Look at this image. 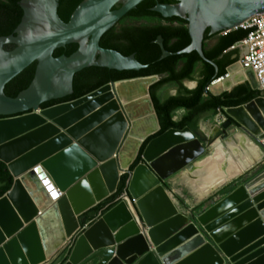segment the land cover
Segmentation results:
<instances>
[{
	"label": "water",
	"instance_id": "water-1",
	"mask_svg": "<svg viewBox=\"0 0 264 264\" xmlns=\"http://www.w3.org/2000/svg\"><path fill=\"white\" fill-rule=\"evenodd\" d=\"M144 1L84 0L65 23L58 15L59 0H22L24 15L15 35L0 37V161L14 179L12 189L0 198V264H264V166L249 176L254 162L243 174L216 185L203 200L240 184L197 218L192 210L188 216L180 214L166 189L180 172L207 162L219 139L235 133L257 148L256 161L262 163L264 94L226 109L227 121L213 135L203 133L199 124L196 132L172 129L154 138L161 131L150 96L151 87L162 79L156 76L112 81L76 100L42 108L72 95L74 76L89 67L146 68L135 55L100 45L102 36ZM175 1L158 2L153 10L164 18L186 20L192 43L180 53L196 52L205 62L207 29L229 34L264 13V0ZM72 43L79 45L73 55L54 57L56 49ZM157 43L162 58L169 56L161 37ZM7 44L16 47L7 51ZM34 62L31 85L15 98L7 96L5 86ZM208 63L216 68V77L206 93L219 97L245 83L257 90L255 78L247 73L243 83L212 92L234 65L218 77L216 65ZM119 83L127 84L123 97L105 93ZM39 111L42 116L36 115ZM171 133L194 140L199 152L163 177L146 154ZM140 156L142 162L132 170ZM37 165L64 194L57 203L41 182L43 171ZM124 175L129 176L125 197L134 213L120 201L101 217L82 222L84 215L116 196Z\"/></svg>",
	"mask_w": 264,
	"mask_h": 264
},
{
	"label": "trees",
	"instance_id": "trees-1",
	"mask_svg": "<svg viewBox=\"0 0 264 264\" xmlns=\"http://www.w3.org/2000/svg\"><path fill=\"white\" fill-rule=\"evenodd\" d=\"M21 1L0 0V37L15 35V30L20 25L24 15V11L20 6ZM83 1L59 0L58 15L61 20L68 23ZM158 2L161 4L177 3L175 0H145L136 9L128 13L115 27L106 32L100 41L103 48L116 50L124 56L135 55L136 59L146 68L139 71H118L104 67H89L74 76V93L72 95L46 102L42 104V108L76 100L112 81L117 82L147 76L163 77L150 89V96L161 126L160 133L154 137L156 138L172 129L184 130L189 128L196 132L203 118L215 117L219 113H223L225 109L246 105L261 96V93L254 91L248 83L235 88L231 93H225L219 97L205 92L206 87L216 77V68L208 62L216 65L218 77H224L227 74V69L239 60L237 51L227 52L244 40L248 36V32L239 30L227 35H215L210 33V29H207L203 45L205 59L208 61L205 62L196 52L180 53L192 43L188 22L179 17L164 18L160 13L153 10ZM117 8L119 6L114 9ZM128 18L157 19L159 21L151 25L125 24L124 21ZM159 37L163 39L164 49L170 53L165 58H162V48L157 43ZM216 37H219L217 46L211 51H206L205 42ZM15 47L14 44H7L5 50L10 51ZM78 48V44L72 43L56 49L53 55L56 58L63 55L70 57ZM234 56L235 59H233ZM199 65H202V68L198 87L193 91H189L183 84L186 81L193 80ZM36 68L37 62H34L11 80L5 86L6 95L15 98L26 90L34 80ZM170 84H176L179 87V94L161 102L158 98V92ZM179 110H185L186 115L180 121H175L174 114ZM148 143L149 141L144 144L141 155ZM141 162L140 156L132 170ZM128 180L129 176L124 175L121 178L116 196L84 215L81 219L82 222L92 221L100 213L104 215L113 209V206L107 209L106 207L123 194L127 189ZM13 184L14 179L6 164L0 161V198L12 189Z\"/></svg>",
	"mask_w": 264,
	"mask_h": 264
},
{
	"label": "bare ground",
	"instance_id": "bare-ground-1",
	"mask_svg": "<svg viewBox=\"0 0 264 264\" xmlns=\"http://www.w3.org/2000/svg\"><path fill=\"white\" fill-rule=\"evenodd\" d=\"M245 80V73L239 68H234L230 71L228 78L215 85L211 91L214 93L227 91L243 83ZM126 86V83H119L116 85V88L110 87L105 93L123 97L128 93V88ZM97 98H99V96L94 99ZM36 115L42 116V112H36ZM201 130L208 135H213L216 132V128H211L209 131L204 125L201 126ZM213 149V155L209 157L207 162H203L201 165L191 169L188 168L179 173L184 181H186L188 189L198 200H203L208 197L209 193L216 185L243 174L254 164L252 156L259 159L257 148L249 144L245 137L236 133L225 141L219 139L213 145ZM198 152V145L194 140H190L187 136L171 133L162 141L150 147L146 154V159L160 175L167 177L180 169L191 158L195 157ZM35 168H39L43 171L42 174L40 173L43 180L46 179L45 177L50 179V176L41 165H37ZM48 184L47 182L46 186H48ZM51 184H49V192L50 195H52L51 200L53 203H57L64 194L57 188L54 190L52 188L54 183ZM122 201L127 208L134 213L133 204L128 197H125ZM40 206H42V204Z\"/></svg>",
	"mask_w": 264,
	"mask_h": 264
},
{
	"label": "built area",
	"instance_id": "built-area-1",
	"mask_svg": "<svg viewBox=\"0 0 264 264\" xmlns=\"http://www.w3.org/2000/svg\"><path fill=\"white\" fill-rule=\"evenodd\" d=\"M239 30L248 32V36L230 49L231 52L237 51L239 53V60L232 69L239 68L244 73H251L257 83L256 91L260 92L262 95L264 94V13L247 20L236 31ZM225 110H223V113H219L216 116V128L219 130H221L222 126L227 121ZM38 176L40 177V175ZM41 182L49 192V184L53 182H51L48 177L44 180L41 178ZM47 182L49 183L48 186H46ZM52 188L55 190V185L52 186ZM127 189H125L122 195L117 197L110 205H108L106 209L110 206L115 207L118 205L119 202L126 196ZM102 215L103 213H100L97 218Z\"/></svg>",
	"mask_w": 264,
	"mask_h": 264
},
{
	"label": "rangeland",
	"instance_id": "rangeland-1",
	"mask_svg": "<svg viewBox=\"0 0 264 264\" xmlns=\"http://www.w3.org/2000/svg\"><path fill=\"white\" fill-rule=\"evenodd\" d=\"M159 20L157 19H136V18H128L124 21L125 24H134V25H151L158 23ZM174 88V87H173ZM172 89V88H168ZM182 117V114L175 113L174 119L179 120ZM216 117L209 118L200 123V125H205L207 128L211 130V128H216ZM208 129V130H209ZM209 130V131H210ZM231 133L230 135H232ZM226 140V139H225ZM183 178V177H182ZM242 180V179H241ZM240 182V181H238ZM183 183L187 187L186 181L183 180ZM240 184H232L231 186L225 188L223 191L218 193L216 196L211 197L207 200H198L193 197L190 192L181 181V175H176L171 178L167 184L166 189L172 195L173 199L175 200V204L179 209L180 214H185L188 216L190 210H192L191 216L192 218H197L200 214L208 210L212 207L216 202L220 201L221 199L225 198L229 193L236 189ZM197 201H196V200ZM215 201V202H214ZM190 202V203H188ZM133 207V206H132ZM189 216V217H191Z\"/></svg>",
	"mask_w": 264,
	"mask_h": 264
},
{
	"label": "crops",
	"instance_id": "crops-1",
	"mask_svg": "<svg viewBox=\"0 0 264 264\" xmlns=\"http://www.w3.org/2000/svg\"><path fill=\"white\" fill-rule=\"evenodd\" d=\"M218 42H219V37H216V38H213V39H211V40H209V41H207V42H205V50L206 51H211V50H213L216 46H217V44H218ZM228 53V52H227ZM229 53H231V52H229ZM233 59H235V56L233 57ZM235 65V64H234ZM201 68H202V65H199L198 67H197V70H196V72H195V76H194V78H193V80L192 81H186V82H184V84H183V86L187 89V90H189V91H193V90H195L197 87H198V82H199V80H200V72H201ZM248 74L247 73H245V79H247L248 77ZM163 78V77H162ZM174 87V88H173ZM168 88H172V89H168ZM179 94V87L176 85V84H170V85H168V86H166V87H164L163 89H161L159 92H158V98H159V100L161 101V102H164V101H166V100H168L169 98H173V97H176L177 95ZM177 113H180V114H182V117L179 119V120H177V119H174L175 121H180L185 115H186V111L185 110H179V111H177ZM216 117V116H215ZM209 118H212V117H205V118H203V120L201 121V122H203V121H205V120H207V119H209ZM200 122V123H201ZM205 126V125H204ZM209 129V128H208ZM210 130V129H209ZM263 143H264V140H263ZM252 156V155H251ZM252 158H253V160H254V162L256 163V166L254 167V169L253 170H251L247 175H249V176H251V175H254L256 172H258L259 170H261L262 168H263V166H264V160H263V162L262 163H260V164H257V163H259V162H257L256 160H258L257 158H254V156H252ZM256 159V160H255ZM183 178L181 177V181H182V184L184 185V187H186V185L183 183ZM187 188V187H186ZM188 189V188H187ZM189 190V189H188ZM190 191V190H189ZM190 194L192 195V193L190 192ZM193 196V195H192ZM194 197V196H193ZM251 200L253 199V198H250ZM196 200V199H195ZM197 201V200H196ZM188 203H190V202H188ZM95 218H97V217H95ZM91 221H87L86 223H90Z\"/></svg>",
	"mask_w": 264,
	"mask_h": 264
}]
</instances>
